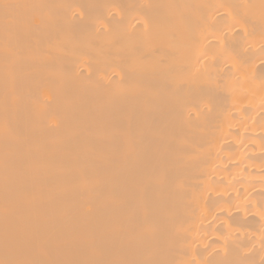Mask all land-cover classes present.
Listing matches in <instances>:
<instances>
[{
	"label": "bare ground",
	"instance_id": "1",
	"mask_svg": "<svg viewBox=\"0 0 264 264\" xmlns=\"http://www.w3.org/2000/svg\"><path fill=\"white\" fill-rule=\"evenodd\" d=\"M0 264H264V0H0Z\"/></svg>",
	"mask_w": 264,
	"mask_h": 264
},
{
	"label": "snow or ice",
	"instance_id": "2",
	"mask_svg": "<svg viewBox=\"0 0 264 264\" xmlns=\"http://www.w3.org/2000/svg\"><path fill=\"white\" fill-rule=\"evenodd\" d=\"M5 7H8V5H4Z\"/></svg>",
	"mask_w": 264,
	"mask_h": 264
}]
</instances>
